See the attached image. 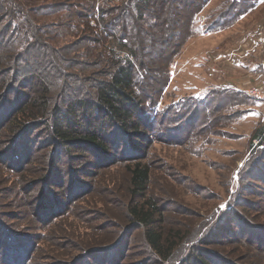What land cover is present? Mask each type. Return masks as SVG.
<instances>
[{"label":"rangeland","instance_id":"1","mask_svg":"<svg viewBox=\"0 0 264 264\" xmlns=\"http://www.w3.org/2000/svg\"><path fill=\"white\" fill-rule=\"evenodd\" d=\"M97 1L111 7L114 0H37L31 5L39 7L38 12L28 16L39 29L25 35L35 43L16 55L15 49L10 51L13 42L0 40V126L11 115H18L16 94L21 89L29 93L22 88L24 79L28 83L33 78L29 83L32 92L43 80L52 95L63 101L64 91L71 95L93 93L94 82L87 76L95 72L93 79L104 77L96 71L107 65L110 39L99 32L95 35V28L83 34L81 31L92 22L84 25L76 17L79 9L60 5H82L86 9ZM220 1L212 0L205 11L216 8ZM6 2L5 8L11 9V2ZM39 2L42 7L37 6ZM169 2L160 32L156 29L142 36L135 34L134 24L130 27L131 35L144 41V59L152 60L157 49V45L149 44L150 38L161 39L167 34L172 41L174 31L179 29V21L172 29L174 3ZM249 11L222 32L206 37L199 33L185 39L172 58L169 81L157 108L168 109L164 112L168 116L149 120L154 131L142 159L150 168L143 199H132L129 191V157L136 152H128L126 158L122 148L117 149L121 159L110 163L92 150L77 148L72 158H67L64 150L46 144L45 129L29 125L13 140L8 139L9 124L0 127V156H7L4 163L0 161V264H178L181 257L202 248L208 250L210 264H264V143L254 136L264 128V101L245 93L264 84L231 63L233 57L258 60L252 53L257 48L264 62V45H256L264 35V0ZM173 12L175 15L178 11ZM184 15L181 11L176 18ZM8 16L4 14L3 18ZM5 22H0L1 29ZM120 24L116 21L114 26ZM147 25L144 23V28ZM172 53V48H167L165 56ZM5 54L9 58L1 59ZM33 56L36 62L31 61ZM85 61L89 64L83 65ZM144 62L142 67L146 69L149 63ZM151 74L152 79L158 78L163 74L162 66ZM226 88L242 91V98L230 90L226 93ZM208 89L218 92L210 94ZM185 97L203 104L182 109L177 119L173 118L176 104ZM233 99L242 102L236 104ZM117 143L122 147L123 138ZM230 203L231 210L245 219V225L239 229L241 223L231 218L228 225L230 231L236 230L233 236L199 243L207 232L221 226L219 216L227 214V209L219 216L215 213ZM55 206L57 212L52 217ZM143 206L153 211L158 221L149 228L152 231L189 234L177 242V250L167 263L147 245L145 236L150 230L131 219L132 209Z\"/></svg>","mask_w":264,"mask_h":264},{"label":"trees","instance_id":"2","mask_svg":"<svg viewBox=\"0 0 264 264\" xmlns=\"http://www.w3.org/2000/svg\"><path fill=\"white\" fill-rule=\"evenodd\" d=\"M6 1L0 0V22L6 20L5 28H0V40L13 42L14 47L10 51L15 49L17 55L20 50L24 52L27 47L35 43V40H29L32 38L31 36L25 37V35H29V31L34 28L39 29V26L32 22L28 16V14L38 12L39 7L35 9V6L31 5L37 4V0H9L11 9H7L5 8ZM172 1L174 4L171 13L175 17L172 29L177 27L178 21L180 22L179 29L174 31L172 41L168 39L170 37L167 34L163 35L164 38L161 39L152 37L153 39L148 40L151 46L157 45L155 47L157 49L153 51L152 60L141 57L144 41L131 35L130 27L134 24L137 27L135 34L142 36L147 33L152 34L151 31L156 29L158 32L160 29L163 30L164 14L168 10L169 0H114L111 7L104 3L98 4L97 1L94 6L86 9L82 5H75V7L66 5V3L60 5L68 6L69 9H79L80 12L76 13V17L84 22V25L92 22V26L84 27V30L81 31L83 34L85 32L90 34L87 31L95 28L92 31L95 35L99 32L100 35L110 39L109 45H107L108 53L105 57L107 65L102 67V70L96 71L97 75L104 77H94L93 79L95 72L90 73L87 78L94 82L92 85L93 93L71 95L63 90L66 93L64 101L63 98L52 95L50 86L43 80L36 83L37 89L33 92L30 91L31 85L29 84L33 78L29 79L28 83L27 79L22 80V88H25L29 93L22 89L19 90L15 97V100L19 102L16 109L18 115H14L12 118L11 115L1 124L2 127L9 124L11 134L8 139H12L15 135L19 138L24 129L33 125L34 128H39L41 131L45 129L48 132V136L44 138L46 144L49 143L57 146L60 150H64L67 158H70L77 148L92 150L103 158H107L106 160H109L110 163L121 159V157L119 159L117 157L119 151L117 149L122 148V156L128 152H136V155L129 157L132 161L128 165L129 191L132 199H143L150 181V168L142 159H144L147 151L148 138L154 131L153 124L149 120L168 116L164 113L168 109L159 111L157 108L169 81L170 67L174 62L172 58L176 57L175 55L178 54L185 39L193 37V35L198 36L199 33H215L224 30L263 0H221L216 8L207 11L205 10L212 0ZM42 4L39 2L37 6L42 7ZM3 8L5 9L3 10ZM175 9L178 12L174 15ZM181 11L185 12V15L178 20L176 16ZM7 13H9L7 19L3 18V15ZM116 21L121 22L120 25H116L117 27L114 26ZM81 22L80 25L83 26ZM144 23L148 24L147 28H144ZM88 36L84 38L89 39L90 36ZM96 40L100 41V39ZM157 42L162 43V45ZM53 46L56 47V45ZM167 48H172L173 52L168 57L165 56ZM9 56V54L1 55V59L9 58ZM35 60L34 56L31 57L32 62H36ZM144 61L149 63V67L146 69L142 67L146 64ZM82 64L88 65L89 63L85 61ZM161 66L163 74L159 75L158 78L153 76L152 79V71ZM30 67L31 63L25 69L29 70ZM17 68L21 69V65ZM225 87L227 86L223 88ZM213 89H208V92L210 91V94L218 92H213ZM223 90H226V93H228L227 90H230L232 95H238L239 98H242V91L240 92L239 89V91L229 88ZM232 101H235L236 104L242 102L234 99ZM202 104V101L185 97L176 104L177 107L171 115L177 119L182 109L184 111L191 110L200 107ZM14 105L16 106V103ZM161 122L160 120L158 123ZM254 136L263 144L264 128L257 131ZM119 138H123L122 147H118L119 143L115 144ZM56 152L53 155L54 158H56ZM257 152L261 153L262 149H258ZM6 159L7 156L5 158L3 155L0 156V161L3 163ZM11 161L16 162L17 160L13 158ZM232 206L233 204L230 203L229 207L226 205L223 208L219 207L222 210L217 209L215 216L223 214L224 209H227V214L223 217L219 216L218 225L221 226L215 227L209 234L207 232L206 240L200 239L199 243L220 242L223 238L228 239L233 236L232 234L236 230L230 231L228 225L232 219L236 223H241L239 229L245 225V219L242 215L232 211ZM56 212L57 206L50 215L55 217L53 214ZM131 214L132 220L138 221L140 225L146 226L148 229L154 227L158 222L154 217V212L145 209L144 206L132 209ZM226 216L229 218L225 219ZM149 230L145 236L147 245L153 249L155 256L162 258L166 263L174 256L177 250V242L189 235L187 231L183 234H181L182 231H171L164 234L162 231ZM201 250L193 251L187 258L181 257L178 264H181L183 260H185L184 264H210L208 250L203 248Z\"/></svg>","mask_w":264,"mask_h":264},{"label":"crops","instance_id":"3","mask_svg":"<svg viewBox=\"0 0 264 264\" xmlns=\"http://www.w3.org/2000/svg\"><path fill=\"white\" fill-rule=\"evenodd\" d=\"M262 3V2H261ZM260 3V4H261ZM260 4H258L257 6H259ZM254 7L253 9H256L257 8ZM253 9H251L250 11H252ZM249 11V12H250ZM247 13L245 15H243L241 18H243L244 16H246ZM240 18V19H241ZM201 20H203V18H201ZM259 25V24H258ZM258 25H255V27L253 29H255ZM219 32H222L219 31ZM204 35V37L208 36V35H211L212 33H202ZM257 46H260V45H264V43L261 41H259V43H256ZM252 53L255 54L254 58H257L258 60H251V59H244V60H240L238 59L237 57H233L231 60V63L233 62V64L235 63L234 67H240V69H245L247 71H244V73H251L253 74L255 80L257 82H262L261 84H264V71L262 70V64L264 62L261 63V60H260V56L263 54L262 51L260 50V48H257L255 49ZM237 58V59H236ZM239 72V71H238ZM230 86H233L230 84ZM237 88V87H235ZM262 103V101H260ZM264 103V102H263ZM263 106V104H262Z\"/></svg>","mask_w":264,"mask_h":264},{"label":"built area","instance_id":"4","mask_svg":"<svg viewBox=\"0 0 264 264\" xmlns=\"http://www.w3.org/2000/svg\"><path fill=\"white\" fill-rule=\"evenodd\" d=\"M259 40L264 43V35L262 37H259ZM262 70L264 71V63L262 64ZM245 91V93L250 97L259 101H264V86L257 85V87L247 89Z\"/></svg>","mask_w":264,"mask_h":264}]
</instances>
